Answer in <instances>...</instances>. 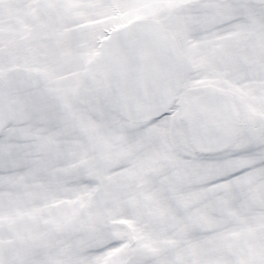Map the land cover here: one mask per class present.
<instances>
[{
    "label": "snow or ice",
    "instance_id": "1",
    "mask_svg": "<svg viewBox=\"0 0 264 264\" xmlns=\"http://www.w3.org/2000/svg\"><path fill=\"white\" fill-rule=\"evenodd\" d=\"M0 264H264V0H0Z\"/></svg>",
    "mask_w": 264,
    "mask_h": 264
}]
</instances>
